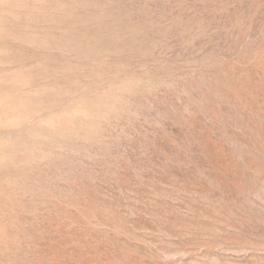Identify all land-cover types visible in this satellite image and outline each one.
<instances>
[{
    "label": "rangeland",
    "instance_id": "1",
    "mask_svg": "<svg viewBox=\"0 0 264 264\" xmlns=\"http://www.w3.org/2000/svg\"><path fill=\"white\" fill-rule=\"evenodd\" d=\"M0 264H264V0H0Z\"/></svg>",
    "mask_w": 264,
    "mask_h": 264
}]
</instances>
